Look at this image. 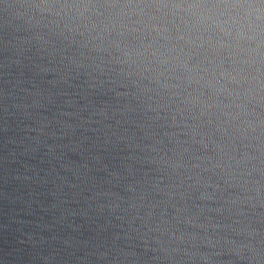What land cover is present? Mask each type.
I'll use <instances>...</instances> for the list:
<instances>
[{"label":"water","instance_id":"water-1","mask_svg":"<svg viewBox=\"0 0 264 264\" xmlns=\"http://www.w3.org/2000/svg\"><path fill=\"white\" fill-rule=\"evenodd\" d=\"M233 2L0 0V264H264V0Z\"/></svg>","mask_w":264,"mask_h":264},{"label":"clouds","instance_id":"clouds-1","mask_svg":"<svg viewBox=\"0 0 264 264\" xmlns=\"http://www.w3.org/2000/svg\"><path fill=\"white\" fill-rule=\"evenodd\" d=\"M222 2H227V0H222ZM190 7H199V5L193 4V5H190ZM215 7H219V5H216ZM228 7L231 8L232 10H235L238 7H241V8L244 7V5L240 4L239 0H235V2L229 3ZM253 7H255V6L251 5V4L248 5V9L249 10H251ZM257 13H258L257 19L264 20V12H261L258 7H257ZM221 15H223V13ZM249 15H250V11H246L244 16L241 17V19L244 21V24H241L239 26L240 27H248L250 30L255 32L256 31L255 22L250 20V19H248ZM229 20L232 23H237L236 17H234V16L230 17ZM229 20H224L223 23L227 24V23H229ZM240 35H243V33H240Z\"/></svg>","mask_w":264,"mask_h":264}]
</instances>
